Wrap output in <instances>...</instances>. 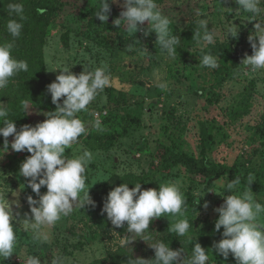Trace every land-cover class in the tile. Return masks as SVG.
Returning a JSON list of instances; mask_svg holds the SVG:
<instances>
[{
    "label": "rangeland",
    "instance_id": "1",
    "mask_svg": "<svg viewBox=\"0 0 264 264\" xmlns=\"http://www.w3.org/2000/svg\"><path fill=\"white\" fill-rule=\"evenodd\" d=\"M9 2L0 0V13L6 12L7 17ZM38 2L50 7L47 18L35 28V44L40 48L47 79L55 81L60 73L55 69L65 63L72 66L70 70L75 74L84 71V66L94 70L103 65L108 66L111 74L110 86L87 106V111L77 114L86 124V135L65 151V155L77 154V149L83 146L94 153V162L86 169V187L96 206L80 209L74 205L69 215L45 228L49 239L44 243L33 239L32 232L25 231L22 223H15L18 235L15 252L0 260V264H23L30 254L36 255L41 264H50L56 255L66 257L69 264H91L97 260L103 264H122L127 255L133 259H153L155 253L150 244L157 241L173 250H184L185 256L191 255L194 243H200L208 252L209 264H236L231 254L225 259L213 248L223 232V228L215 230L219 216L215 209L223 204L224 196L231 194L225 191L224 196L219 195L221 185L240 177L241 185L236 192L239 194L250 174L255 181L249 190L264 203V70L245 75L241 65L245 54H252L248 36L258 21H249L250 14L238 10L235 0H156L162 14L172 21L170 29L178 37L182 31L198 27L200 19L209 22L208 28L216 36L213 44L204 46L203 52H212L220 58V66L212 70L200 66L202 49L195 39L183 58L178 54L182 41L175 57L169 58L156 44L154 32L145 35L147 22L136 33L114 27V20L123 10V0L116 3L109 0L111 11L103 24L95 16L99 0ZM200 12L204 15H199ZM233 25L238 29L237 36L227 37V30ZM28 65L27 72L19 73L7 88L0 90V102L11 109L9 118L14 120L17 130L26 124L35 126L43 122L44 114L56 109L46 85L32 79V75H40L41 68ZM225 70L227 75L222 79ZM23 101L28 102L27 109ZM96 120L101 122L100 129L95 127ZM202 125L211 134L206 151L208 163L225 170L224 174L204 182L183 165L166 166L155 156L156 150H162L164 145L174 154L186 152L200 157ZM12 139L8 137L9 147L5 151L4 138L0 136V187L9 191L10 202H19V208L13 205L14 214L20 213L19 221L24 219V213L31 216L27 197H38L27 179L19 174L20 165L30 153L12 150ZM169 181L181 185L187 209L184 217L167 214L152 219L146 233L152 239L145 241L132 236L135 240L127 246L130 234L126 222L115 228L102 212L108 192L122 183H129L131 189L136 182L141 183L142 189L158 190L160 184ZM40 191L46 193V186ZM188 195L199 196L201 200L188 205ZM181 218L192 225L188 232L195 237L192 244L187 237L169 231Z\"/></svg>",
    "mask_w": 264,
    "mask_h": 264
},
{
    "label": "clouds",
    "instance_id": "2",
    "mask_svg": "<svg viewBox=\"0 0 264 264\" xmlns=\"http://www.w3.org/2000/svg\"><path fill=\"white\" fill-rule=\"evenodd\" d=\"M100 7L95 16L103 24L109 19L111 11L109 0H99ZM116 3L117 0H112ZM239 5L238 10L248 13L249 21H258L254 24L252 33L248 36L252 54L242 59V71L245 75L255 74L264 70V0H235ZM123 10L119 18L113 22L114 27L123 28L128 32L140 31L141 25L147 22L145 35L154 32L157 37L156 44L167 57H175L180 38L170 29L172 21L162 14L156 0H123ZM42 11V10H39ZM9 19L6 30L12 37L11 41L0 43V90L8 87L12 78L21 72H27L29 65L26 60L16 59L12 55L15 40L21 36L25 16V7L22 2L14 0L7 5ZM199 15H204L200 12ZM209 22L206 19L198 21L194 38L201 45L202 55L200 66L215 70L219 65V56L212 52H203L206 45L214 43L216 33L209 30ZM237 27L230 26L227 37L230 34L236 37ZM131 51V46H128ZM72 66L67 63L59 65L55 70H60L55 81L47 86V92L51 95V101L56 106L54 112L44 115L46 119L35 126L23 125L17 130L13 119L9 118L11 109L7 104L0 102V136L4 138V150L9 147L8 137H12L10 147L16 152L26 151L30 153L20 165L19 174L27 179L28 186L38 197H27L31 216L24 213V219L18 221L19 212L14 214L13 205L20 207L17 200L9 201L8 190L0 187V260L11 256L15 251L18 240L15 223H22L25 231H31L33 239L41 243L49 239L46 227L54 226L62 216H67L73 211L74 205L83 209L86 205L95 208L96 203L89 195L86 187L87 167L94 162V153L87 148L77 149V154L65 155L82 135H86V124L78 117V113L87 111V106L111 84V74L108 66L103 65L89 70L84 66V71L73 73ZM52 70V71H55ZM64 98L62 103L61 98ZM27 109L28 102L23 101ZM101 122L96 120L95 127L100 129ZM255 181L250 174L247 177L246 187L239 191L241 178L235 177L221 185L224 192L231 194L224 196V202L215 211L219 214L215 221V230L220 231L222 238L215 242L213 248L218 255L225 259L231 254L236 264H264V203H261L256 195L250 191V185ZM129 183H122L110 190L104 200L102 212L106 213L108 221L115 228H121L127 224L126 231L130 235L127 246L132 236L143 240L152 239L146 233L152 219L163 215L184 217L186 200L181 191V185L174 181L162 183L159 189H142L140 182L134 183L129 188ZM47 188L46 193L41 194L42 187ZM17 195V194H16ZM15 196V195H13ZM207 207V204H205ZM189 221L186 218L178 219L169 229L179 237H187L193 243L195 237L189 236ZM154 250L153 259L131 258L127 264H209L208 252L200 243H194L191 255H182L184 250H173L163 241L150 244ZM23 264H41L40 259L34 255H27ZM50 264H69L66 257L56 255Z\"/></svg>",
    "mask_w": 264,
    "mask_h": 264
},
{
    "label": "trees",
    "instance_id": "3",
    "mask_svg": "<svg viewBox=\"0 0 264 264\" xmlns=\"http://www.w3.org/2000/svg\"><path fill=\"white\" fill-rule=\"evenodd\" d=\"M14 0H10L13 2ZM22 2L25 8V16L27 19L23 22L24 27L21 33V37L15 40V46L12 50V55L16 59H24L29 64H34L35 67L41 68V73L39 76L37 74L32 75L33 80L40 81L42 85L46 87L52 83L54 80L47 79L44 75V66L41 56V51L39 46L35 44L36 35L35 28L43 22L50 13V7L48 5H43L38 2V0H18ZM42 10V11H39ZM1 14V13H0ZM7 17V13L4 12L0 15V43L11 41L12 37L8 34L6 30V24L4 18ZM14 16H9L7 18L13 19ZM8 19V20H9ZM197 27L193 26L188 30L182 31L180 40L183 42L182 47L179 50V57H184L186 55L187 48L192 44L194 38V32ZM222 55H224L221 52ZM226 54V53H225ZM227 75L226 70L222 75V79ZM135 121H138L137 119ZM125 132V131H124ZM97 140H101L97 135H93ZM211 139V134L208 132L207 128L202 125L200 129V157L192 156L186 152H181L179 154L172 153L168 147L162 145V150H156L155 156L165 162L166 166H174L177 164L183 165L191 175L201 182L206 181L214 176H219L225 173V170L214 167L208 163V158L206 151L209 148V143ZM190 197L188 205H193L194 203L201 200L199 196L188 195ZM123 251V250H122ZM129 255L123 257L122 264H127ZM91 264H103L101 261H93Z\"/></svg>",
    "mask_w": 264,
    "mask_h": 264
},
{
    "label": "built area",
    "instance_id": "4",
    "mask_svg": "<svg viewBox=\"0 0 264 264\" xmlns=\"http://www.w3.org/2000/svg\"><path fill=\"white\" fill-rule=\"evenodd\" d=\"M95 116L99 117V113H96V115H95Z\"/></svg>",
    "mask_w": 264,
    "mask_h": 264
}]
</instances>
